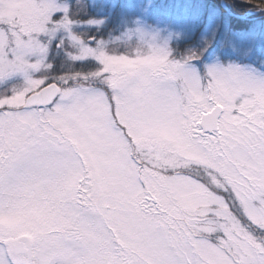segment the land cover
I'll return each mask as SVG.
<instances>
[{
  "label": "snow or ice",
  "instance_id": "obj_1",
  "mask_svg": "<svg viewBox=\"0 0 264 264\" xmlns=\"http://www.w3.org/2000/svg\"><path fill=\"white\" fill-rule=\"evenodd\" d=\"M76 23L0 0V264H264V72Z\"/></svg>",
  "mask_w": 264,
  "mask_h": 264
},
{
  "label": "rangeland",
  "instance_id": "obj_2",
  "mask_svg": "<svg viewBox=\"0 0 264 264\" xmlns=\"http://www.w3.org/2000/svg\"><path fill=\"white\" fill-rule=\"evenodd\" d=\"M91 4L94 8L91 17L75 18L78 21L73 26L75 33L103 38L119 48L124 47L125 33L142 28L167 38L170 47L173 41L181 39L187 41L186 47L188 41L201 43L202 49L207 48L203 52V69L215 63H232L264 72L251 62L244 63L237 57L232 60L234 54L243 55L260 59L264 65V12L251 15L255 5L245 11V19L234 22L222 6L223 0H91ZM136 40L133 36V45ZM218 48L224 51V60L217 53ZM23 82V76L14 77L0 84V90L21 86Z\"/></svg>",
  "mask_w": 264,
  "mask_h": 264
},
{
  "label": "trees",
  "instance_id": "obj_3",
  "mask_svg": "<svg viewBox=\"0 0 264 264\" xmlns=\"http://www.w3.org/2000/svg\"><path fill=\"white\" fill-rule=\"evenodd\" d=\"M227 2L233 11L245 12L247 9H251L252 5H255L253 8H257L259 0H252V2H249V0H227ZM71 4L73 7L74 18L80 19V16L82 15H85L86 18L91 17L93 11L91 0H72ZM231 20L235 22L239 21L240 19L231 16ZM238 27L241 28V24H239ZM184 43L185 42L182 44ZM53 59L55 60V70L57 71L61 70V65L67 66L73 63L67 59L65 53H60L58 57L53 56ZM75 67L82 68L84 70L93 69L96 67V61L87 60L75 62Z\"/></svg>",
  "mask_w": 264,
  "mask_h": 264
}]
</instances>
